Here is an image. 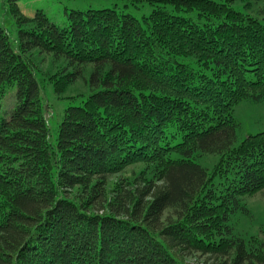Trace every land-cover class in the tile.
<instances>
[{
    "label": "trees",
    "instance_id": "obj_1",
    "mask_svg": "<svg viewBox=\"0 0 264 264\" xmlns=\"http://www.w3.org/2000/svg\"><path fill=\"white\" fill-rule=\"evenodd\" d=\"M6 1L18 30L12 43L0 25V103L15 87L0 116V264H264V228L245 241L229 224L264 188V130L234 146L232 115L264 100V24L232 0H145L140 19L70 10L60 27ZM33 50L71 68L48 77L58 96L90 65L54 141ZM201 153L219 155L210 173ZM138 164L149 172L124 174Z\"/></svg>",
    "mask_w": 264,
    "mask_h": 264
},
{
    "label": "rangeland",
    "instance_id": "obj_2",
    "mask_svg": "<svg viewBox=\"0 0 264 264\" xmlns=\"http://www.w3.org/2000/svg\"><path fill=\"white\" fill-rule=\"evenodd\" d=\"M232 4L235 8L250 14L264 24V0H232ZM17 5L21 13L27 17H32L36 10H42L51 22L60 27L67 25L66 12L70 10L117 8L138 19L147 15L151 10V6L147 5L145 0H17ZM0 25L5 29L10 41L14 43L17 38L18 26L14 16L9 11L6 0H0ZM29 57L38 67L37 77L40 83L41 99L45 105L50 139L54 141L64 108L68 105L81 104L86 95L90 93L85 83V78L90 72V65L82 67L81 78L78 77L69 82L58 96L54 93L48 77L52 75L55 78L56 76L59 77L56 75L57 73L65 74L70 72L71 68L66 66L64 59L55 60L51 54L42 53L38 50L30 52ZM14 92V86L5 91L0 103L1 117L7 116L14 106ZM232 115L239 124L234 146L247 135L264 130V100L243 99L233 108ZM218 160V154L201 153L195 156V161L209 173ZM147 167L143 164L130 166L125 169L124 174L133 179L138 173L144 171L148 173ZM118 174H115L111 182L107 184V188L112 189L116 185ZM214 182L217 183L218 179H215ZM240 203L246 212L237 209L231 214L229 224L232 226L234 235L248 241L252 236L260 235L261 229L264 228V188L252 195L242 196ZM183 258L191 264H202L204 261V258L198 254L183 256Z\"/></svg>",
    "mask_w": 264,
    "mask_h": 264
}]
</instances>
